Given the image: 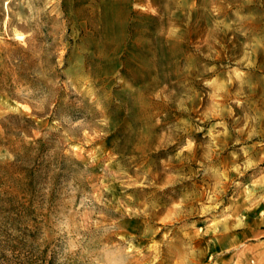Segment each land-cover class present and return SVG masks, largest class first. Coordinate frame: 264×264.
<instances>
[{
  "label": "rangeland",
  "instance_id": "obj_1",
  "mask_svg": "<svg viewBox=\"0 0 264 264\" xmlns=\"http://www.w3.org/2000/svg\"><path fill=\"white\" fill-rule=\"evenodd\" d=\"M260 233L264 0H0V264H264Z\"/></svg>",
  "mask_w": 264,
  "mask_h": 264
},
{
  "label": "clouds",
  "instance_id": "obj_2",
  "mask_svg": "<svg viewBox=\"0 0 264 264\" xmlns=\"http://www.w3.org/2000/svg\"><path fill=\"white\" fill-rule=\"evenodd\" d=\"M21 39H23V37H21Z\"/></svg>",
  "mask_w": 264,
  "mask_h": 264
},
{
  "label": "crops",
  "instance_id": "obj_3",
  "mask_svg": "<svg viewBox=\"0 0 264 264\" xmlns=\"http://www.w3.org/2000/svg\"><path fill=\"white\" fill-rule=\"evenodd\" d=\"M260 234H262V233H260ZM262 235H264V234H262Z\"/></svg>",
  "mask_w": 264,
  "mask_h": 264
}]
</instances>
